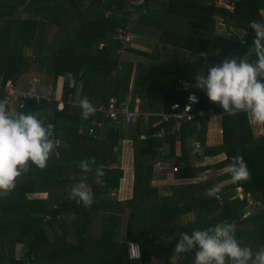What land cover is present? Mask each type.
Wrapping results in <instances>:
<instances>
[{
	"label": "trees",
	"instance_id": "16d2710c",
	"mask_svg": "<svg viewBox=\"0 0 264 264\" xmlns=\"http://www.w3.org/2000/svg\"><path fill=\"white\" fill-rule=\"evenodd\" d=\"M37 1L38 17L18 21L22 34L20 48H32L33 55L39 58L42 35L48 24L69 27L74 37H70L68 45L55 48L49 57L39 58L48 76V93L38 102H26L25 107L17 111L36 113L46 125L53 123L55 133L63 143L57 154L51 155L45 169L32 165L29 173L17 179V187L13 191L0 193V242L4 241L8 248L7 253L0 252V264L149 263L157 248L154 242L160 237L172 238L166 249L171 252L180 238V232L190 234L194 229H206L225 219L234 223L235 236L242 246L251 249L264 246V133L255 135L248 113L229 115L223 112L219 104L211 102L205 91L198 89L201 99L198 109L207 113L206 118L199 129L194 124H186L181 133L173 134L171 124L161 122V115L170 113L173 104L185 103L188 92L176 90L172 77L189 78L185 76L186 67L181 66L185 67L184 75V72L179 73L181 67L178 66L175 67L177 70L170 71L161 66L144 68L137 65L132 93L139 99L138 121L125 130L109 124L103 137L93 138L87 128L90 117L82 119L80 107L69 101L77 85L82 84L81 98L89 97L91 102L101 99V103L106 105L111 97L122 101L129 88L130 76L128 70L116 71L115 75H111L110 71L115 70L118 60L115 50L138 57L149 58L152 55L122 46L112 38L115 27L123 25L125 21L126 16L119 15L120 12L125 14L122 12L123 0ZM85 2L89 4L84 13ZM32 3H36V0L28 5ZM146 4L147 0L144 6ZM108 9L113 14L105 16L104 11ZM262 11L264 0H167L165 16L158 18L157 22L162 24L159 39L184 50L206 53L207 65L203 70L206 71L208 66L225 58L239 59L251 46L255 36L254 30L249 28L243 41L221 38L216 35L219 20L227 29H247L252 20L264 23ZM100 41L105 42L104 46L99 51H93L94 45ZM48 58L50 61L45 65ZM27 60L30 59L20 53L1 55L0 85L10 80L12 75L26 70L30 64ZM66 72H71L75 77V87L68 86L64 78ZM161 74H172L171 83L159 85ZM59 77L63 78L62 109L58 108L59 102L55 100ZM214 115L219 116L222 130L221 142L215 145L211 144L208 130L209 117ZM164 130H168L167 133L160 136ZM191 136L200 140L203 155L222 157L214 163L193 167L196 173L192 172L185 147ZM120 139L130 140L133 148L132 196L125 201L129 214L125 219L123 241H111L108 236L91 239L84 230H74L77 232L76 240L69 242L66 221L62 217L73 216L77 224L85 228L100 208H111L103 205L102 196L118 188L123 177L119 152L114 151ZM178 143H182L183 147L179 156ZM164 144L169 147L165 156L160 151ZM238 153L243 156L251 176L246 181L233 182L227 166ZM90 157L96 159L93 167L102 168L105 175L97 182L98 178L93 172L87 174L86 183L95 202L91 207H85L70 198L68 189L79 183L84 175L79 167L80 161ZM175 158L178 164L183 163L175 174L181 183L172 185L170 194L162 195L159 187L153 185L157 163L162 159L168 161ZM205 168H211L212 173L217 175L216 182L222 183L215 197L206 195V190L214 186L215 180L208 179L202 183L198 179V173ZM237 188L242 190V199L236 193ZM37 193H48L49 197H29ZM217 196H221V201ZM250 199L255 201L253 205ZM112 209L118 210L117 207ZM185 214H191L192 218L182 224L180 218ZM102 217L103 221L110 223L116 218L105 214ZM55 223L62 234H57L56 240L51 242L47 227ZM128 241L139 243V260L130 258ZM16 244L22 246L18 258L13 255Z\"/></svg>",
	"mask_w": 264,
	"mask_h": 264
},
{
	"label": "crops",
	"instance_id": "0c3cea01",
	"mask_svg": "<svg viewBox=\"0 0 264 264\" xmlns=\"http://www.w3.org/2000/svg\"><path fill=\"white\" fill-rule=\"evenodd\" d=\"M32 0H0V56L6 55L10 56L13 54L20 53L24 55L27 59H30L29 66L26 70L14 74L11 76V81L16 86L19 79L22 75H27L28 80L30 75L35 71H40L39 69L44 65L39 61L40 57L45 58L49 57L55 48L60 46L68 45L70 37H74L73 30L69 27H62L55 24H48L45 32L42 35V44L40 48V57L33 55L32 48L24 47L20 48V39H21V32L19 29L18 21L26 18H37L38 15L36 13V9L39 6V2L36 0V3H32L28 5ZM43 3H47L48 1L53 0H40ZM64 2V0H61ZM166 1L167 0H147L146 7H144V11L139 12V15L136 20L132 21L130 27V40L122 46H127L131 48H136L141 52L147 53L152 55L151 57H138L133 56L132 54L123 52L122 50H115L114 54L118 56L117 66L115 70L110 71L111 75H115L116 71H126L128 70L130 82L129 88L127 93L124 95L122 101H127L129 106L132 109L139 111V99L136 97V94L132 93V87L134 86V78L136 74V66L142 65L144 68L148 66H161L166 67L167 70L174 71L175 67H186V72L189 76V81L195 83V76L197 73L204 70L205 66L207 65L205 57L201 56L198 53L191 52L188 50H184V48L176 47L171 44H167L161 42L159 39V35L162 32V24L157 23L158 18H163L165 16V8H166ZM89 3L85 2V6L83 7L84 13L87 9V5ZM127 7L128 3L126 0H123L122 3V12L119 15L126 16L127 14ZM113 14L112 10H105L104 15L110 16ZM262 15L264 16V11H262ZM224 26V25H223ZM225 27V26H224ZM239 31V30H236ZM113 38V35H112ZM114 39V38H113ZM105 42L100 41L98 45H94L93 51H99L104 46ZM50 59L46 60L45 65L47 62L49 63ZM169 64V65H167ZM176 64V65H171ZM174 66V67H173ZM172 69V70H171ZM24 73V74H22ZM44 83L45 87L47 88V74L44 72ZM173 74V73H172ZM172 74H161L158 84H169L171 83V75ZM1 81V77H0ZM62 85H63V78L59 77L57 79L56 84V92H55V100L59 102L58 108L62 109L63 103L61 102V93H62ZM81 82L77 85L76 92L72 98H69L71 103L77 101L81 98ZM107 90V89H106ZM106 92V91H105ZM48 90H46V94H43L41 97H46ZM89 98V97H87ZM112 98V97H111ZM115 98V97H114ZM110 99V98H109ZM95 107V112L93 115H90V121L94 118L101 120L102 116L99 113L98 109L102 106H105L101 103V99L95 102H91ZM140 112V111H139ZM36 114V113H34ZM249 120L255 135H260L264 133L263 125L257 124L253 121L251 114L248 113ZM219 116L214 115L210 116L208 120V130H209V137L211 140V144H219L221 142V135L222 132L220 131V122H217ZM90 124V123H89ZM218 124V125H216ZM89 127V125H88ZM87 127V128H88ZM107 124L105 123L103 129L99 132L100 137H103L106 133ZM123 128L124 127H118ZM171 129V128H170ZM168 130H164L160 136H163L167 133ZM171 131V130H170ZM122 138V137H121ZM189 138H192L189 137ZM187 140L186 142V153H187V160L191 163L194 162L196 165H208L214 163L215 161L219 160L222 155L218 156H206L203 155V150L199 153L198 156L195 158L190 156V146L191 141ZM177 156H179L180 149L182 150V143H178L177 146ZM169 150L167 144L160 149L162 155L165 156ZM114 151L119 152V163L121 168L123 169V177L120 180L119 187L111 190L107 195L102 196L103 205L104 206H111L108 209H99L96 212V216L93 217L92 221L89 222L85 228L81 225L77 224V219L73 216H64L61 219L65 220V227L68 231V241L75 242L77 237V230L78 232L84 230L87 235L92 239H98L99 237H110L111 241H123L125 232H126V222L125 219L129 214V210L125 208V201L129 200L132 196V183H133V148L132 142L126 139H120V142ZM177 158L172 160H160L156 166V172L154 175L153 185L159 187L160 194L166 195L171 193V186L173 184H169L168 181L177 182L176 176L174 172L170 171L168 165H176ZM180 162L179 164H181ZM166 166V169H165ZM193 166V165H189ZM195 167V166H194ZM197 167V166H196ZM242 191L240 188H237ZM71 192V188L68 189V193ZM32 199H47L49 197L48 193H37V194H30L29 196ZM248 197V196H247ZM251 200V199H250ZM79 201L77 200V203ZM255 201H250V204H254ZM257 205H260L259 202H256ZM113 207H117L118 210L112 209ZM96 208L93 210L95 211ZM95 214V213H94ZM113 215L116 216L115 220L111 223L109 221H103V215ZM185 216V215H184ZM189 221V220H188ZM188 221H182L180 218V223L184 224ZM47 234L51 242L56 240L57 234L61 235V229L57 228V224L55 223L53 226L47 227ZM172 238L170 237H160L159 239L155 240V245H157L156 250L153 252L151 256V260L149 263H143L138 261L136 264H171V257L174 253L175 245L172 248L171 252H167L166 249L169 248L170 242ZM174 240V239H173ZM6 243L4 241L0 242V252L7 253L8 248H5ZM21 244H16L13 255L15 257H19L21 254ZM260 247L252 248L253 253L255 254L256 251L259 250ZM98 249V248H96ZM100 249H98L99 251ZM194 252L184 254V258L179 261V264H192L194 259Z\"/></svg>",
	"mask_w": 264,
	"mask_h": 264
},
{
	"label": "clouds",
	"instance_id": "9594fccd",
	"mask_svg": "<svg viewBox=\"0 0 264 264\" xmlns=\"http://www.w3.org/2000/svg\"><path fill=\"white\" fill-rule=\"evenodd\" d=\"M251 28L255 32L251 46L239 59L225 58L208 66L195 76V87L206 92L208 99L219 104L223 112L236 115L238 112L250 113L253 121L264 125V23L256 20L249 22L247 29L239 30L241 38ZM206 57V53H200ZM255 59H250L251 57ZM68 86L75 87L77 82L71 72L64 73ZM189 99L196 103L198 98L190 94ZM74 103L80 107L82 119L95 112V107L87 97ZM51 124L34 113L19 112L0 100V193H9L17 187V179L35 165L45 169L56 147ZM96 165L95 157L81 160L79 167L84 175L80 182L71 186L70 198L78 200L85 207L95 202L94 195L86 183L87 174L93 172L100 182L105 172ZM233 182L246 181L251 173L241 154L232 157L227 166ZM219 186L206 190L211 198L220 192ZM171 257V264H179L184 254L194 252L192 264H264V246L253 253L248 246H242L235 236L234 223L227 219L206 229H194L190 234L180 232ZM136 246V245H135ZM136 258L140 250L136 246Z\"/></svg>",
	"mask_w": 264,
	"mask_h": 264
},
{
	"label": "built area",
	"instance_id": "2783aa9c",
	"mask_svg": "<svg viewBox=\"0 0 264 264\" xmlns=\"http://www.w3.org/2000/svg\"><path fill=\"white\" fill-rule=\"evenodd\" d=\"M144 2L146 0H127V14L123 25L115 27L113 38L116 39L120 44L124 45L129 41L130 36V27L132 21L136 20L139 12L144 11ZM44 75L40 72H33L30 75L28 80V88L26 90L17 89L14 83L7 81L4 85H0V95L6 104L14 106L16 109H21L25 107L26 102L35 101L38 102L42 97L38 93V87L44 83ZM172 80L176 82V90L188 92L187 98L184 104L175 103L171 107L170 113H165L161 115L162 123L171 124V132L181 133L186 124H194L197 129L201 127V123L207 116L206 112L198 109L200 104V96L197 93V88L195 83L189 81L186 78H176L172 77ZM190 94H195L198 98V102L193 103L189 96ZM99 113L102 116V119L99 120L94 118L90 121L88 127V133L93 138H98L99 132L103 129L106 122L116 127H129L134 125L139 117L140 112L132 109L127 101H118L116 98L112 97L108 100L105 106H102L98 109ZM53 129V140L56 145L53 154H57L58 148L62 145L63 140L60 136L55 133V125L50 123ZM222 132V130H220ZM202 148L201 142L195 136L190 146V155L195 158L199 154ZM189 165H193L188 162ZM196 165V164H195ZM183 163L178 165H168L170 171L177 173L180 171ZM198 166V165H196ZM166 169V166H165ZM212 174L211 168H205L204 171L198 173V179L200 182H206L210 175ZM221 201V198L217 196ZM139 247L140 255L139 258H136V246ZM127 249L130 258L139 260L141 258V248L138 242L128 241Z\"/></svg>",
	"mask_w": 264,
	"mask_h": 264
},
{
	"label": "rangeland",
	"instance_id": "374dc122",
	"mask_svg": "<svg viewBox=\"0 0 264 264\" xmlns=\"http://www.w3.org/2000/svg\"><path fill=\"white\" fill-rule=\"evenodd\" d=\"M126 2H127V0H126ZM132 28V27H131ZM130 32H132V31H130ZM216 35L217 36H219V37H221V38H225V39H236V40H239V41H243V39H244V37L243 38H241V36H240V33H239V31H236L235 29L233 30V29H227L226 27H224L223 26V24H222V22L219 20V23L217 24V30H216ZM130 37L131 36H129V40H130ZM40 71H38V72H40V73H42L43 75L45 74L44 72H45V67H41L40 69H39ZM175 70H177V69H175ZM180 70H182V71H180ZM184 70H185V67H181L180 69H179V73L181 72V73H183L184 72ZM22 74H24V73H22ZM184 75H185V72H184ZM188 74L186 73V75L185 76H187ZM45 77V76H44ZM46 85V84H45ZM45 85H40L39 87H38V93L39 94H41V95H43V94H46V90H47V88L45 87ZM16 88L17 89H20V90H26L27 88H28V77H27V75H22L21 76V78L19 79V81H18V83H17V85H16ZM217 119V122L218 121H220V119L219 118H216ZM107 125H109V123H106ZM216 125H218V124H216ZM120 129H123V128H120ZM124 129H127V127H124ZM189 140L192 142V140H193V137L192 138H189ZM191 156V155H190ZM192 157V156H191ZM191 164H193V166H191L192 168L195 166L196 167V165H195V163L194 162H192L191 161ZM192 172H194V173H196V169L195 168H193L192 169ZM209 179H213V180H215V184H214V186H219L220 187V185L222 184V183H219V182H216V180L218 179L217 178V175L216 174H214V173H212L211 175H210V177H209ZM168 183L169 184H173V185H176V184H178V183H181V182H179V181H177V182H172V181H168ZM184 183V182H183ZM236 193H237V195L239 196V198L240 199H242L243 197H244V195H243V193H242V191H240L239 189H236ZM221 197V196H220ZM251 201V200H250ZM192 218V215L191 214H185V216L183 215L182 217H181V220L183 221H188V220H190ZM5 248H7V247H5Z\"/></svg>",
	"mask_w": 264,
	"mask_h": 264
}]
</instances>
